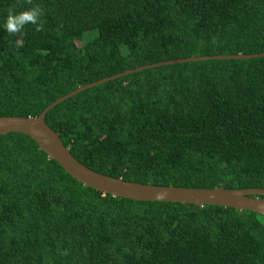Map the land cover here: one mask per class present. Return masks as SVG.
Listing matches in <instances>:
<instances>
[{
  "label": "trees",
  "instance_id": "trees-1",
  "mask_svg": "<svg viewBox=\"0 0 264 264\" xmlns=\"http://www.w3.org/2000/svg\"><path fill=\"white\" fill-rule=\"evenodd\" d=\"M32 7L43 11L39 31H4L9 10ZM263 52L264 0H0V117H38L81 86L146 65ZM46 122L112 178L264 189V57L144 70L67 99ZM0 264H264V216L103 194L9 133Z\"/></svg>",
  "mask_w": 264,
  "mask_h": 264
},
{
  "label": "water",
  "instance_id": "water-1",
  "mask_svg": "<svg viewBox=\"0 0 264 264\" xmlns=\"http://www.w3.org/2000/svg\"><path fill=\"white\" fill-rule=\"evenodd\" d=\"M261 57H264V52L251 55L238 54L189 57L131 69L79 87L53 102L38 117H0V135L19 133L29 136L37 143L41 151L46 153L51 160L61 165L75 180L103 194L135 201L172 202L186 205H198L201 207L223 206L240 211H250L264 216L263 188L224 189L217 187L212 189H195L174 186L163 187L152 184L129 182L121 178H112L98 173L77 160L64 145L60 135L46 122L48 112L67 99L88 89L144 70L189 62L208 60H249Z\"/></svg>",
  "mask_w": 264,
  "mask_h": 264
},
{
  "label": "clouds",
  "instance_id": "clouds-1",
  "mask_svg": "<svg viewBox=\"0 0 264 264\" xmlns=\"http://www.w3.org/2000/svg\"><path fill=\"white\" fill-rule=\"evenodd\" d=\"M43 16V11L39 7H32L26 11L16 13L9 10L2 27L5 32L16 35H23V30L25 25L31 24L36 26V30L39 31L42 28L41 17ZM16 44H20V40L17 39Z\"/></svg>",
  "mask_w": 264,
  "mask_h": 264
}]
</instances>
